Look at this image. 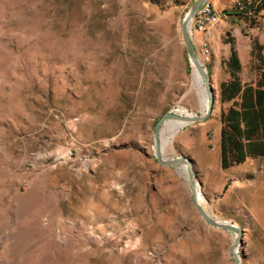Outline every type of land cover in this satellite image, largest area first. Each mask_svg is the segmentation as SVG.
<instances>
[{
	"label": "rangeland",
	"instance_id": "1",
	"mask_svg": "<svg viewBox=\"0 0 264 264\" xmlns=\"http://www.w3.org/2000/svg\"><path fill=\"white\" fill-rule=\"evenodd\" d=\"M193 1L0 0V264H233L235 232L153 150L166 111L203 109L181 33ZM243 4L210 0L216 20L190 28L211 109L159 134L164 156L190 158L204 210L241 227L240 264H264V153L221 161L223 60L235 47L254 83L264 58V17Z\"/></svg>",
	"mask_w": 264,
	"mask_h": 264
},
{
	"label": "trees",
	"instance_id": "2",
	"mask_svg": "<svg viewBox=\"0 0 264 264\" xmlns=\"http://www.w3.org/2000/svg\"><path fill=\"white\" fill-rule=\"evenodd\" d=\"M237 13L255 23L258 15L264 17V0H244ZM230 61L232 73L229 79L221 82V97L235 98V101L222 113L220 144L223 166L241 161L248 155L264 153V69L254 83L242 82L236 74L239 61L233 46Z\"/></svg>",
	"mask_w": 264,
	"mask_h": 264
},
{
	"label": "water",
	"instance_id": "3",
	"mask_svg": "<svg viewBox=\"0 0 264 264\" xmlns=\"http://www.w3.org/2000/svg\"><path fill=\"white\" fill-rule=\"evenodd\" d=\"M205 1L206 0H194L193 3L189 6V8L186 10L181 20V33H182V39H183V42H184V45H185V48L188 54L189 61L191 62L193 69L195 67L197 71L199 72V74L201 75L203 85L205 88V92H206L207 105H206V110L204 112H202V109H201L199 112H195L194 114L187 115V116L185 115L184 117H182L181 120H183L184 122L182 125L189 123V122L196 121V120L204 119L211 109L213 96H214L213 85L211 83L210 75L208 73L206 66L198 58L196 54V48L190 36V22L192 21L196 11L200 8V6ZM169 113H170V110L166 111L157 120L156 124L154 125L152 129L153 136H154L153 150H154L155 158L160 164H164V165L179 164V163L185 164V167H187L188 173H189L188 178L192 186V203L196 206L197 210L199 211V213L201 214V216L207 223H209L210 225L214 227H219L225 230L235 232L236 235L231 245V255H232L233 264H240L239 254L237 251L234 252L233 249L234 247H237V244L240 240L241 227L231 220L214 218L213 216H211L209 213H207L204 210L201 204L197 203L196 198H195V184L197 183L198 185V181L196 180L195 172L192 167V162L189 157L184 156V155L163 156L160 151V147L163 141H162V137L160 136L159 132L156 131V128L165 120V118L168 116Z\"/></svg>",
	"mask_w": 264,
	"mask_h": 264
},
{
	"label": "bare ground",
	"instance_id": "4",
	"mask_svg": "<svg viewBox=\"0 0 264 264\" xmlns=\"http://www.w3.org/2000/svg\"><path fill=\"white\" fill-rule=\"evenodd\" d=\"M210 7H211V5H210ZM195 68V67H194ZM196 69V68H195ZM196 71H197V69H196ZM196 71H194V78L195 79H197V81H198V83L199 84H201V85H203V81H202V78H201V75L199 74V72L197 73ZM200 75V76H199ZM203 91H204V94H205V96L203 97V109H202V112H204L205 110H206V105H207V103H206V101H207V97H206V92H205V88H204V85H203ZM178 111L179 112H177V113H174V112H172V111H170V113L168 114V116L165 118V120L156 128V131L157 132H160L161 131V128H162V126L164 125V123L167 121V119H174V120H178V121H180V122H174L173 124H172V132H171V135L172 134H174V132L176 131V130H178V125L180 126V124H183L184 122H183V120H181V118L182 117H184L185 115L187 116V115H191V114H193V113H190V112H188V111H185V110H183V109H178ZM182 122V123H181ZM171 135L170 136H168V137H166L165 139H164V141H165V143H167V142H170L171 141ZM160 151H161V153H162V144H161V147H160ZM163 155V154H162ZM164 156V155H163ZM185 170H186V172H187V175L189 174L188 173V169H187V167H185ZM196 191H197V188H196V184H195V198H196V201H200L201 199H200V196H199V192H197L196 193ZM197 202V203H198ZM236 247H234V249H233V251L235 252L236 251V249H235Z\"/></svg>",
	"mask_w": 264,
	"mask_h": 264
},
{
	"label": "built area",
	"instance_id": "5",
	"mask_svg": "<svg viewBox=\"0 0 264 264\" xmlns=\"http://www.w3.org/2000/svg\"><path fill=\"white\" fill-rule=\"evenodd\" d=\"M218 16V10L216 7H210V0H206L200 8L196 11L190 28L195 30L206 29L207 26L212 24ZM202 44L205 46L206 42Z\"/></svg>",
	"mask_w": 264,
	"mask_h": 264
},
{
	"label": "crops",
	"instance_id": "6",
	"mask_svg": "<svg viewBox=\"0 0 264 264\" xmlns=\"http://www.w3.org/2000/svg\"><path fill=\"white\" fill-rule=\"evenodd\" d=\"M197 40H198V39H197ZM255 43H259V45L264 46L261 42H259V41H257V40H254V43H253L254 45L252 46V50H251L252 52H253L254 46L256 45ZM234 49H235V47H234ZM235 52H236V56H237L238 61H239V68L236 70V74L240 77V79H241L242 82H250V81H244V80L242 79V77L240 76L239 69L241 68V59H240V56H239V54H238V52H237L236 49H235ZM230 55H231V52H230L229 55L226 57V59L223 60V63H224V65L226 66L229 75H228V77L224 78L222 81L227 80V79H229V78L231 77L232 67H231V65H230V64H231V61H230ZM255 59H256V58H255ZM259 60H260V62L257 63V67H258V69H260V70H259V72H258L257 77L259 76L261 70L264 69V66H263V64H264V58H263V56H262V57H259ZM262 60H263V61H262ZM216 65H217V64H216Z\"/></svg>",
	"mask_w": 264,
	"mask_h": 264
}]
</instances>
